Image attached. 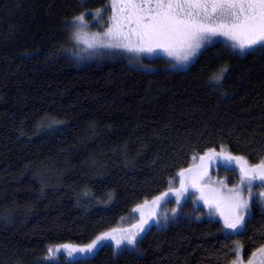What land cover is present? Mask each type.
Wrapping results in <instances>:
<instances>
[{"label": "trees", "instance_id": "1", "mask_svg": "<svg viewBox=\"0 0 264 264\" xmlns=\"http://www.w3.org/2000/svg\"><path fill=\"white\" fill-rule=\"evenodd\" d=\"M107 2L0 0V264H229L233 237L191 202L133 249L105 240L65 258L167 191L194 158L204 157L199 174L215 165L231 184L241 166L225 154L248 168L264 160V54L241 55L225 38L182 68L164 50L135 53L138 65L119 48L75 59L71 20ZM250 204L236 236L246 260L264 245V207Z\"/></svg>", "mask_w": 264, "mask_h": 264}, {"label": "snow or ice", "instance_id": "2", "mask_svg": "<svg viewBox=\"0 0 264 264\" xmlns=\"http://www.w3.org/2000/svg\"><path fill=\"white\" fill-rule=\"evenodd\" d=\"M110 3L113 7L117 3L132 5L136 18L135 21L128 18V24L135 22L136 27H128L126 32L125 25L113 16L111 19L116 22L115 27H109L103 33V37L107 38L106 41H100L103 47H124L129 51L150 53L162 49L168 55L176 56L180 63H190L197 58L207 44L212 42L214 37L223 36L232 41L230 47L234 52L243 55L249 52L256 54L259 51L264 54V0H110ZM153 4L155 8L145 7ZM104 11L105 9H97L93 15L99 17ZM120 11L123 12L124 9L121 8ZM85 15L82 13L74 20L83 24ZM132 36L136 37V45L131 43ZM124 41L129 42L124 43ZM227 71V66L222 67L213 79L221 80ZM200 159L203 161L204 157ZM223 159L229 163L235 161L240 164L242 184L248 193V198H243L238 188L229 190L234 193L229 201L233 217L231 219L226 217L224 223L227 229L240 234L250 222L248 216L251 215L250 200L254 199L253 182L258 179L260 187L264 188V160L248 168L245 166L247 161L243 157L225 154ZM183 174L182 171L180 175L183 176ZM191 186L196 187L195 179ZM171 191L173 190L170 189ZM174 192L176 202L179 203L183 193L187 192L183 180L181 187L175 189ZM168 195L169 193H164L156 197L153 203L158 204ZM258 196L264 203V192H260ZM148 223V220H142L139 225L134 226L138 228L136 233L121 238H116L111 233L101 234L84 248L73 249V251L92 253L105 240H113L117 249L124 243L135 245L137 237L146 231L145 226ZM241 251L242 249L237 244L233 248V255ZM51 253L50 248L49 255ZM233 264H239V258L233 261Z\"/></svg>", "mask_w": 264, "mask_h": 264}, {"label": "rangeland", "instance_id": "3", "mask_svg": "<svg viewBox=\"0 0 264 264\" xmlns=\"http://www.w3.org/2000/svg\"><path fill=\"white\" fill-rule=\"evenodd\" d=\"M139 7V6H137ZM146 7V6H145ZM123 8L124 11L121 12L120 9ZM102 9V8H100ZM105 11L100 14L99 17H94V13L96 10H89L83 12L85 15V22L81 24L78 21H75L74 18L80 16L81 14L75 16L71 21V38L69 53L72 57L78 60H96L103 57L114 56V55H121L122 53L126 55L128 60L134 62V64L138 65L140 61H138L135 57V53L137 55H153L157 52L162 51V49H158L155 52H140V51H129L127 48L119 47L120 50L123 51L121 54L117 47H103L100 45L101 40H107L106 37H103V33H105L109 27H115V21L111 18L116 16L122 24L125 25L124 30L127 32L128 27L135 28V22L128 24V18H131L135 21V15L133 14L132 5H126L123 3H117L114 7L110 3V0L107 2V6L104 8ZM223 37V36H222ZM216 38L214 37L213 40ZM212 40V41H213ZM129 41H124V43H128ZM131 43L136 45V37H131ZM90 45H92L90 47ZM132 52L134 54H132ZM178 60V59H177ZM182 64V63H181ZM186 63H183L185 65ZM202 164L201 159L194 158L191 161L189 167H187L188 173L184 175L183 178L178 179L177 181H172L169 184V189L161 194L149 198L143 202L137 204L134 209L132 210L129 217L125 218L123 222L119 225H116L112 230L105 231L104 233H111L116 238H121L123 236H128L132 233H136L138 231L135 225H139L142 220H148L149 223L146 225V231L151 227H165L169 223L176 221L177 217L181 214V210L184 207L186 202H191L193 205H198L204 208L205 212L209 215V217L217 219L220 221L222 229L225 234L231 235L233 237V248L239 244L240 248L242 249V245L238 240L237 233L233 232L230 229L225 227V218L231 219L233 217V213L230 208V197L234 195L233 192H230V189H239L243 198H248L247 190L245 189L244 185L242 184V176L238 177V181L234 184L229 182L227 178H221L217 175L216 169L217 167L213 165L211 171H206L203 174H199L198 170L200 169ZM189 168V169H188ZM195 173V178L190 177L189 174ZM242 174V173H241ZM196 180V187H192L193 180ZM183 180L185 186L187 187V192L183 193L180 198V202H176V195L174 190L179 189L181 187V181ZM170 189L173 190L170 192ZM210 189V192L207 190ZM260 192H264V188L260 187V181L257 179L253 182L252 186V193L254 199L258 201L263 207L264 203H262V198H259L258 194ZM164 193H169V195L159 201V203H153L156 197L162 196ZM205 201H208L207 203ZM251 201V200H250ZM165 202V205L161 206L160 208L155 209L152 213L150 208L158 205H161ZM145 208V209H144ZM175 210V211H173ZM154 214V215H153ZM140 233L137 237V240L146 232ZM100 236V235H99ZM92 242V241H91ZM90 242V243H91ZM112 242H114L112 240ZM89 243V244H90ZM135 245H128L124 243L119 249L116 248L115 243H112V247L115 251H119L122 248H129L133 249ZM79 247V246H78ZM78 247H67L73 251L74 249H78ZM53 254L58 253L61 251L59 247H52ZM59 249V251H57ZM66 249V248H65ZM80 249V248H79ZM95 251V250H94ZM93 253V252H92ZM92 253L87 252H80L74 251L70 252L69 250L66 251V259H74L78 257H85L90 256ZM239 258V264H259L258 262L263 259L264 260V245L254 252H252L249 258L246 260L243 256L242 251L239 252L237 255H233L232 261L229 264H233V261H237ZM57 260V258H54ZM262 260L261 264H264Z\"/></svg>", "mask_w": 264, "mask_h": 264}, {"label": "flooded vegetation", "instance_id": "4", "mask_svg": "<svg viewBox=\"0 0 264 264\" xmlns=\"http://www.w3.org/2000/svg\"><path fill=\"white\" fill-rule=\"evenodd\" d=\"M147 7H150V8H155V5L153 4V5H148V6H146V8ZM216 39H222V40H225V38L226 37H222V36H220V37H215ZM228 40V39H227ZM154 55H157V54H154ZM161 56H164V55H162V54H160ZM174 57V58H173ZM165 58H166V60L167 61H170L171 63H174L175 65H177V66H179L180 68H182V67H184V65H183V63L181 64L178 60H177V57L176 56H165Z\"/></svg>", "mask_w": 264, "mask_h": 264}]
</instances>
